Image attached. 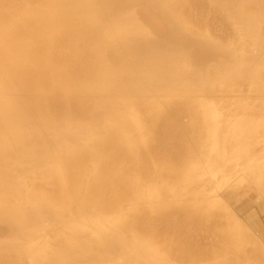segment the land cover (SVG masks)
Here are the masks:
<instances>
[{
  "label": "bare ground",
  "instance_id": "obj_1",
  "mask_svg": "<svg viewBox=\"0 0 264 264\" xmlns=\"http://www.w3.org/2000/svg\"><path fill=\"white\" fill-rule=\"evenodd\" d=\"M255 193L264 0H0V264H264Z\"/></svg>",
  "mask_w": 264,
  "mask_h": 264
},
{
  "label": "rangeland",
  "instance_id": "obj_2",
  "mask_svg": "<svg viewBox=\"0 0 264 264\" xmlns=\"http://www.w3.org/2000/svg\"><path fill=\"white\" fill-rule=\"evenodd\" d=\"M245 190V189H244ZM253 190V189H252ZM251 191V190H250ZM249 191V192H250ZM243 192V191H242ZM243 193H245V192H243ZM258 195V196H257ZM254 197H245V196H242V195H238L237 197H236V199H230V198H228V197H225V200L227 201V203H228V206L231 208L230 210L232 211L233 210V208H234V210L232 211V212H234V213H236V214H238L239 216H240V219L242 220V222H243V224H245L246 222V224L245 225H247L248 224V222L250 221V225L252 224V226L250 227V225L249 226H247V228L249 227V230H250V228L251 229H253L254 231L253 232H256V235H257V233H259L261 230L263 231L264 230V203L263 204H261V208H260V210L261 209H263L262 210V215H260V213H258L257 214V216H256V220L255 219H253L252 217H247L246 215L247 214H249L250 212H249V210H253V209H255L256 207H255V201H256V199H258L259 198V194L258 193H255L254 195H253ZM228 198V199H227ZM239 198V199H238ZM248 198V199H247ZM243 201H249V204L250 205H248V207L250 208H248V211H246L245 213L244 212H242V211H239L238 209H237V206H239V205H241L242 204V202ZM264 202V201H263ZM226 203V204H227ZM232 206V207H231ZM263 206V207H262ZM243 216V217H242ZM245 216V217H244ZM242 218H245L244 220L242 219ZM253 221H251V220ZM263 220V221H262ZM245 221V222H244ZM252 222V223H251ZM256 224V226H255V224ZM259 228V229H258ZM256 230V231H255Z\"/></svg>",
  "mask_w": 264,
  "mask_h": 264
}]
</instances>
